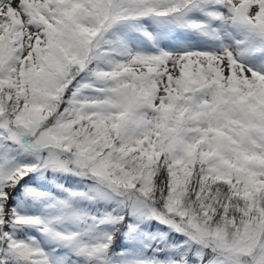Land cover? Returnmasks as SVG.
<instances>
[{
	"label": "snow or ice",
	"instance_id": "snow-or-ice-1",
	"mask_svg": "<svg viewBox=\"0 0 264 264\" xmlns=\"http://www.w3.org/2000/svg\"><path fill=\"white\" fill-rule=\"evenodd\" d=\"M0 264H264V0H0Z\"/></svg>",
	"mask_w": 264,
	"mask_h": 264
}]
</instances>
